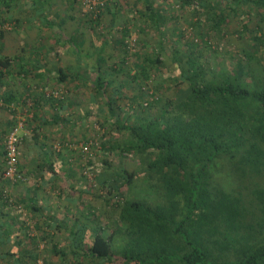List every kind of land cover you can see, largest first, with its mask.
I'll use <instances>...</instances> for the list:
<instances>
[{"label":"trees","instance_id":"16d2710c","mask_svg":"<svg viewBox=\"0 0 264 264\" xmlns=\"http://www.w3.org/2000/svg\"><path fill=\"white\" fill-rule=\"evenodd\" d=\"M236 1L264 16V0ZM251 36L256 48L244 51L246 61L234 56L224 70L203 65L189 50L159 107L146 101L143 110L116 112L122 82L98 70L91 89L108 113L97 122L119 135L108 151L133 155L137 167L122 162L94 173L119 195L116 219L85 244L76 232L72 255L81 249L104 264H264V77L248 63L256 56L264 67V30ZM147 60L159 62L157 55ZM140 66L132 78L145 72Z\"/></svg>","mask_w":264,"mask_h":264},{"label":"crops","instance_id":"0c3cea01","mask_svg":"<svg viewBox=\"0 0 264 264\" xmlns=\"http://www.w3.org/2000/svg\"><path fill=\"white\" fill-rule=\"evenodd\" d=\"M125 2L108 1L91 18L86 9L78 11V0H0V20L31 27V38L38 41L23 43L18 36L13 41L8 32H0V170L4 135L16 125L18 165L25 176L23 181L10 182L0 173V264L6 256L9 262L19 255L34 258L47 246L59 253L61 244L72 258H81V249L77 256L69 249L76 232H83L85 244L94 230H103L104 223L96 219L91 186L98 177L95 170L91 177L81 174L90 171L86 168L91 161L85 159L89 164H84L81 157L87 152L80 148L81 142L74 141L92 134L89 130L97 127V117L108 113L91 89L101 69L104 45L102 41L88 45L92 24L101 18L109 20L118 3L148 21H153L148 7L155 8V16L160 12L155 1ZM84 39L88 41L81 45ZM94 52H98L97 60L81 57ZM130 108L129 102L126 111ZM82 165L85 170L73 173V167Z\"/></svg>","mask_w":264,"mask_h":264},{"label":"rangeland","instance_id":"374dc122","mask_svg":"<svg viewBox=\"0 0 264 264\" xmlns=\"http://www.w3.org/2000/svg\"><path fill=\"white\" fill-rule=\"evenodd\" d=\"M151 1L158 4L157 10L160 11L158 20L154 23L148 21L144 16L137 15L136 12L132 13L133 8L129 12L131 7H121L118 3V8L115 9L116 13H113L109 20L108 17L101 18V21L92 24V38L88 45L97 46L99 42H104L103 53H100L102 59H99L101 70H106L105 74L113 79V82H122L123 85L120 90L121 95L117 98V102L121 106L116 108V112L119 113L126 112L129 102L133 109L138 110L143 108L140 104L147 106L143 103L146 101L156 100L155 105L159 107L164 98L172 95L173 81L170 76L175 74L178 63L185 66L184 57L187 52L192 51L195 59L202 62L203 65H209L216 70H224L233 62L234 56L246 61L244 51L256 48L251 41L253 31L264 30L262 12L253 8L249 3L240 4L236 0ZM78 7V11L84 8L81 3ZM134 9L140 10V7L134 5ZM130 13L133 14V17L130 16ZM89 15L91 18L94 17L93 14ZM20 27L13 22L9 29L2 30V32H8L13 41L18 36L22 38L23 43L37 44V37L31 38L32 28ZM87 41L84 39L81 45ZM60 44L65 45L62 40ZM97 55L98 52H94L93 55L83 54L81 57L97 60ZM154 55H157L158 63L149 64L146 62V58H153ZM143 62L144 64H142ZM248 63L256 75L264 77V67L256 56L250 58ZM141 64L144 66L145 72L137 73V76L132 78V72H138L139 67H142ZM61 89L64 90V86ZM83 89H88V87ZM139 91L142 97L132 99L131 96L137 95ZM144 109L146 110V108ZM154 111L156 110L154 109ZM126 117L131 120L133 115L130 113ZM101 119L102 116H100ZM107 127V122L103 120V123L97 124L96 128L93 126L90 128L89 131H92V134L74 141L75 144L78 142L83 144L85 140L87 142L88 138L91 141V152L89 151L84 154L83 158L81 157L87 166L89 163L85 159L91 161L90 168H86L90 171L81 173L84 176L91 177L90 173H93L94 170L96 172L102 171L103 168L111 170L114 167H119L122 162L128 170L137 167L133 155H114L108 151L111 137L119 135L107 131ZM77 166L72 168L73 173L80 174L82 170H85L83 165V168H77ZM227 169L223 166V174ZM91 186L97 205L96 219L98 223H104L102 231L107 234L116 219L120 203L119 195L106 185L109 189L107 191L98 181L91 183ZM6 193L7 191H3V194ZM67 248L65 244H61L58 250L59 253H62L59 254L51 251L49 246L42 247L38 250L40 254L34 258L19 255L18 258L9 262L10 257L6 256L2 259L1 264H104V261L87 256L72 258Z\"/></svg>","mask_w":264,"mask_h":264},{"label":"built area","instance_id":"2783aa9c","mask_svg":"<svg viewBox=\"0 0 264 264\" xmlns=\"http://www.w3.org/2000/svg\"><path fill=\"white\" fill-rule=\"evenodd\" d=\"M87 13L96 16L98 12L105 6L108 1L112 0H78ZM12 23L9 20H0V30H7L11 27ZM145 104V102H143ZM19 137L17 135V126H12L7 130L3 138V151H2V167L1 175L10 182H20L25 179V176L18 165L17 159V145ZM83 152H88L91 148V141L88 140L80 144Z\"/></svg>","mask_w":264,"mask_h":264}]
</instances>
